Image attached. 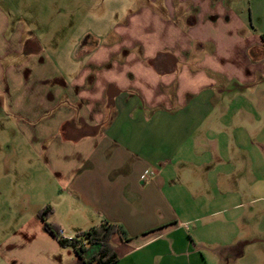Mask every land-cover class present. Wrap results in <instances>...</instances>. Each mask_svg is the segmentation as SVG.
Instances as JSON below:
<instances>
[{
	"label": "crops",
	"instance_id": "1",
	"mask_svg": "<svg viewBox=\"0 0 264 264\" xmlns=\"http://www.w3.org/2000/svg\"><path fill=\"white\" fill-rule=\"evenodd\" d=\"M104 16L113 21L89 16L106 29L62 66L26 50L21 24L7 40L0 31L1 105L24 143L7 182L40 205L14 220L0 259L84 264L44 230L47 205L65 238L123 227L114 264L233 257L224 236L235 219L214 217L264 195V0L110 3Z\"/></svg>",
	"mask_w": 264,
	"mask_h": 264
},
{
	"label": "rangeland",
	"instance_id": "2",
	"mask_svg": "<svg viewBox=\"0 0 264 264\" xmlns=\"http://www.w3.org/2000/svg\"><path fill=\"white\" fill-rule=\"evenodd\" d=\"M143 2L146 0H0V15L8 23L5 29H0L1 36L7 40L14 25L19 23L25 28L26 50L45 52L50 59L57 58L58 63L55 64L62 66L77 50L86 47V43L81 42L83 39L92 36L94 30L98 33L106 29L105 26L89 27L90 15L105 24L106 21H113L104 16L108 4L123 3L130 9ZM117 15L120 11L114 14L113 19ZM1 47L7 49V45L1 44ZM7 62L8 59H0V65ZM74 65L76 67L77 64L73 62L69 66ZM18 145L24 146L23 139L0 100V244L17 232L18 225L14 220H30L40 206L35 202L34 194L29 195L25 189L18 190L17 185L12 187L7 182L11 176L9 172H12L7 166L9 164L11 168ZM14 173H18L17 170ZM251 199L245 195L235 201L240 205L234 209L224 207L226 209L214 217L228 222L235 219L231 230L224 236L226 241L233 243L235 253L222 261L215 260L214 264H264V195L257 200ZM51 258L53 255H50ZM0 264L14 263L0 259Z\"/></svg>",
	"mask_w": 264,
	"mask_h": 264
},
{
	"label": "trees",
	"instance_id": "3",
	"mask_svg": "<svg viewBox=\"0 0 264 264\" xmlns=\"http://www.w3.org/2000/svg\"><path fill=\"white\" fill-rule=\"evenodd\" d=\"M264 44V34L261 35ZM52 212L50 206H45L37 213L44 223V230L53 236L61 247L71 248L84 264H114L117 260L114 246L111 239L117 235L120 239H127L126 233L118 224L102 222L86 231L77 233L74 237L65 238L61 235L58 226L47 222L49 214ZM94 248V252L85 258L86 252Z\"/></svg>",
	"mask_w": 264,
	"mask_h": 264
},
{
	"label": "built area",
	"instance_id": "4",
	"mask_svg": "<svg viewBox=\"0 0 264 264\" xmlns=\"http://www.w3.org/2000/svg\"><path fill=\"white\" fill-rule=\"evenodd\" d=\"M146 173H147V172L144 173V176H146Z\"/></svg>",
	"mask_w": 264,
	"mask_h": 264
}]
</instances>
